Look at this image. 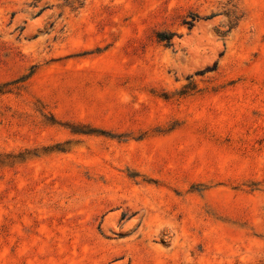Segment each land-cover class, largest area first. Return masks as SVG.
Instances as JSON below:
<instances>
[{
  "label": "rangeland",
  "instance_id": "rangeland-1",
  "mask_svg": "<svg viewBox=\"0 0 264 264\" xmlns=\"http://www.w3.org/2000/svg\"><path fill=\"white\" fill-rule=\"evenodd\" d=\"M0 264H264V0H0Z\"/></svg>",
  "mask_w": 264,
  "mask_h": 264
},
{
  "label": "bare ground",
  "instance_id": "bare-ground-1",
  "mask_svg": "<svg viewBox=\"0 0 264 264\" xmlns=\"http://www.w3.org/2000/svg\"><path fill=\"white\" fill-rule=\"evenodd\" d=\"M108 219V218H107ZM107 222V221H106Z\"/></svg>",
  "mask_w": 264,
  "mask_h": 264
}]
</instances>
